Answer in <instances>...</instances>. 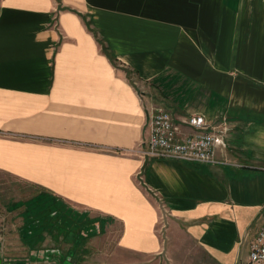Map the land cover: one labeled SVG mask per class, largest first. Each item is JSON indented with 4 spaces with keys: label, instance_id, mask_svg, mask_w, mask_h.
<instances>
[{
    "label": "crops",
    "instance_id": "1",
    "mask_svg": "<svg viewBox=\"0 0 264 264\" xmlns=\"http://www.w3.org/2000/svg\"><path fill=\"white\" fill-rule=\"evenodd\" d=\"M157 108L181 137L193 115L225 127L217 163L143 161ZM0 172L78 215L74 239L43 234V261L16 262L19 226L0 234V264H250L264 0H0Z\"/></svg>",
    "mask_w": 264,
    "mask_h": 264
},
{
    "label": "built area",
    "instance_id": "2",
    "mask_svg": "<svg viewBox=\"0 0 264 264\" xmlns=\"http://www.w3.org/2000/svg\"><path fill=\"white\" fill-rule=\"evenodd\" d=\"M186 124L196 132L181 137L167 111L152 110L147 119L148 137L138 147L143 161L171 159L185 163H217L215 147L223 143L225 127H211L201 115L189 117ZM249 263L264 264V224L249 245Z\"/></svg>",
    "mask_w": 264,
    "mask_h": 264
},
{
    "label": "trees",
    "instance_id": "3",
    "mask_svg": "<svg viewBox=\"0 0 264 264\" xmlns=\"http://www.w3.org/2000/svg\"><path fill=\"white\" fill-rule=\"evenodd\" d=\"M11 207V211L20 207L24 208L20 214L23 224L18 232L21 242L29 249V256L25 260L18 259L16 262L43 261L45 259L43 250H41L43 234H49L51 230L54 232L55 238L59 235H68L69 239H74L72 236L74 234L73 229L77 226L74 223V219L78 215L67 207L59 197L47 191L39 190L34 196L27 200L13 203ZM79 235V233L76 234L77 238H79L76 239L78 241L76 245H83L87 240L85 238L88 236ZM70 259L74 263H67L65 258L61 260L62 264H77L73 256Z\"/></svg>",
    "mask_w": 264,
    "mask_h": 264
},
{
    "label": "rangeland",
    "instance_id": "4",
    "mask_svg": "<svg viewBox=\"0 0 264 264\" xmlns=\"http://www.w3.org/2000/svg\"><path fill=\"white\" fill-rule=\"evenodd\" d=\"M35 185L29 184L23 180H18L13 177H10L9 175L0 172V234L6 235V237H9V233L13 235L14 231L13 229L17 228V226L21 227V221L20 220V214L24 210L23 207L17 208L14 211H11L10 213L6 210L7 204H13L18 201H24L28 199L31 195L37 194L35 191L41 190L40 187H37ZM164 218L165 213L163 211V219L159 222V227L161 229H164ZM11 220V221H10ZM23 224V222H22ZM18 227V228H19ZM9 239V238H8ZM21 243L18 242V248L16 251H12L11 255L17 254L18 257H27L28 251H25L26 249ZM3 245V251L2 254L5 256V252H8L6 249H9V245L6 241V243H2ZM15 252V253H14ZM27 252V253H26ZM1 260V259H0ZM2 263H4L2 261ZM98 264H101L100 262Z\"/></svg>",
    "mask_w": 264,
    "mask_h": 264
},
{
    "label": "water",
    "instance_id": "5",
    "mask_svg": "<svg viewBox=\"0 0 264 264\" xmlns=\"http://www.w3.org/2000/svg\"><path fill=\"white\" fill-rule=\"evenodd\" d=\"M70 258H71V256H69V257H67V258H66V259H67V260H66V261H67V263H68V262L74 263V261H73V260H71Z\"/></svg>",
    "mask_w": 264,
    "mask_h": 264
}]
</instances>
